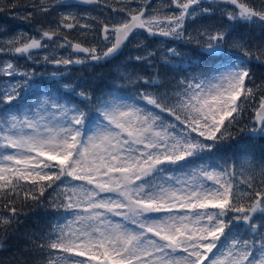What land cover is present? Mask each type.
Here are the masks:
<instances>
[{
  "label": "snow or ice",
  "instance_id": "obj_1",
  "mask_svg": "<svg viewBox=\"0 0 264 264\" xmlns=\"http://www.w3.org/2000/svg\"><path fill=\"white\" fill-rule=\"evenodd\" d=\"M78 4L103 6L110 14L61 13L55 27L41 23L38 36H13L0 52L32 60L34 51L50 46L46 41L62 36L58 47L70 46L71 55L46 54L44 63L98 65L147 33L161 38V47L144 45L145 54L129 63L152 67L159 53L179 79L162 83L158 74L125 65L118 83L99 93L62 84L59 71L41 74L52 83L37 88L34 70L5 62L0 76L22 79L0 88V228L18 222V200L32 201L55 217L27 234L28 250L40 257L34 264H264V159L245 157L238 166L215 158L236 133L264 139V81L255 84L250 67L253 60L264 63V44H251L232 26L264 28V0ZM76 6L32 0L27 7L34 11L21 19ZM217 13L219 23L189 31V23ZM93 22L99 31L88 46L62 33H93ZM173 42L194 44L198 56L167 47ZM30 95L36 99L29 101ZM249 108L251 119L240 126Z\"/></svg>",
  "mask_w": 264,
  "mask_h": 264
},
{
  "label": "trees",
  "instance_id": "obj_2",
  "mask_svg": "<svg viewBox=\"0 0 264 264\" xmlns=\"http://www.w3.org/2000/svg\"><path fill=\"white\" fill-rule=\"evenodd\" d=\"M158 1L159 0H151L152 6L154 7ZM31 2L32 0H0V9H2L0 10V35L26 33L33 36L34 34H38L36 29L41 23L45 28H48L49 26L55 27L60 14L65 13L64 11L67 9L58 8L56 11L50 12L47 16L37 15L35 19L31 21L21 19V17L27 15L28 12L34 11L31 7H27ZM110 2H114V0H110ZM252 2L257 5L259 4V0H252ZM14 3L17 5L15 8L11 7ZM64 3L77 5L76 7H73V11L75 12L74 15L80 14L84 11L83 17H86L87 15V17L99 16L100 18H104L110 14V9H106L103 6L78 4V2L71 3V1ZM114 6L120 7L122 5L114 4ZM132 6L134 7L135 4ZM204 6H207V4ZM118 17L119 16H113L112 18L117 19ZM87 22L89 21H81V23ZM219 22V13H217L216 16H213L210 19L208 17L203 19L198 18L195 23H189L188 28L189 31H192L201 25L216 24ZM93 26L96 29L95 32H93L94 37L97 35L99 29L96 28L94 22ZM232 26L235 28L236 34L247 38L251 44H264V28L259 24L240 22L235 23ZM62 33L63 35H67L70 41H81L86 46L94 42L93 38L88 39L83 37L79 28L74 30H62ZM59 38L62 39V36ZM160 41L161 39L159 38H148L145 33L138 34L121 50L119 55L110 59L107 63H100L98 65L85 64L68 66L69 73L66 74L65 78L68 79L67 81L69 84L81 83L82 86L89 89H95L97 93H99L101 89H105L109 85L118 83V74L121 71L126 70L125 65H127V70L129 71L135 69L141 71L142 74L145 75L157 76L158 74L157 78L160 82L168 83L171 81L174 83L175 80L179 79V76L175 75L174 69L164 65L159 53H157L155 60L152 61V67H149L147 62L141 64L129 63L131 57L145 54L143 51L144 45H147L148 51H154L161 47ZM46 43H49V41H46ZM173 44H176L174 47H176L181 55L195 58L199 54V50L194 44L184 46L182 42H173L167 43V47ZM137 45L141 46V50H137ZM48 67L49 66L45 64V68ZM250 67L252 69L255 84H260L261 81H264V63L253 60ZM32 70L38 74L37 77L40 79L39 82L41 88L46 85H51V80L39 75L43 70L42 67H35L32 68ZM80 78L84 79V82H80ZM29 97H31V95ZM33 99L35 100L36 97L34 96ZM250 111L251 109L249 108L240 126H243V124H247L250 121ZM236 136L237 139L235 141H227L220 146L216 153V159L225 158L235 160L238 166L241 160L245 157L253 159L257 163L264 159V139L250 138L242 133H236ZM237 179H243V177L239 176V168ZM49 195H51V193H49ZM47 198V196L44 198L45 201H47ZM17 207L20 210V215L17 218L18 222L14 223L12 227L7 230L0 228V264H34V262L40 257L38 253L28 250L32 245L27 243V234L39 232L40 228L45 225L46 220L55 219V217L48 215L50 208L46 209L44 207H39L32 201L22 203L21 200H18ZM0 212H5V210L0 207ZM38 242L39 241H37V243Z\"/></svg>",
  "mask_w": 264,
  "mask_h": 264
},
{
  "label": "rangeland",
  "instance_id": "obj_3",
  "mask_svg": "<svg viewBox=\"0 0 264 264\" xmlns=\"http://www.w3.org/2000/svg\"><path fill=\"white\" fill-rule=\"evenodd\" d=\"M70 1H71V3L78 2V0H64V2H70ZM160 2H161V0H159L157 2V4L154 5V7L157 6ZM64 12L75 14V12L73 11V7L67 8ZM83 13H84V11L81 12L80 14H76V15H80L78 17H83ZM86 17H87V15H86ZM117 19H120V17H118ZM81 33H82V31H81ZM16 35H19V33ZM16 35H11V34L0 35V45L4 46L3 45L4 41H6L9 38L16 36ZM33 36H38V34H34ZM82 36L86 37L88 39H92L93 33L82 34ZM61 42H62L61 38H57L53 41H49L48 44L50 46L47 49L38 50V51L33 52V59L32 60H29L27 58V56H14L11 53L1 52L0 67H2L5 62L11 61L13 64H15L17 66L18 70H20V71H28V70H32V68H35V67H42L43 70L39 73V75L45 74V73L50 74L54 71H59L61 73H69V69L65 68L64 66H60L59 68H57L55 65L49 64V67L45 68L46 63H44L42 60V57L46 54L50 55L52 58H61V57L68 58L71 55V53L69 52V48H68L69 46H66L65 48H59L58 45ZM169 47H174V46H169ZM53 49H55V51H53ZM38 59L41 60V62L39 64H36L35 60H38ZM44 77L48 78L47 76H44ZM21 79L22 78L20 76H16V77L0 76V88L4 87L5 83L8 81L14 82L16 80H21ZM33 79L35 81L36 87L41 88V85L39 82L40 79H38L37 76L34 77ZM48 80H49V78H48ZM22 95H23V93H22ZM33 97L34 96L29 97L28 100L29 101L34 100ZM25 102L27 103V101H25Z\"/></svg>",
  "mask_w": 264,
  "mask_h": 264
},
{
  "label": "water",
  "instance_id": "obj_4",
  "mask_svg": "<svg viewBox=\"0 0 264 264\" xmlns=\"http://www.w3.org/2000/svg\"><path fill=\"white\" fill-rule=\"evenodd\" d=\"M73 42H75V41H73ZM71 49V48H70ZM72 51V50H71Z\"/></svg>",
  "mask_w": 264,
  "mask_h": 264
},
{
  "label": "flooded vegetation",
  "instance_id": "obj_5",
  "mask_svg": "<svg viewBox=\"0 0 264 264\" xmlns=\"http://www.w3.org/2000/svg\"><path fill=\"white\" fill-rule=\"evenodd\" d=\"M206 5V4H205Z\"/></svg>",
  "mask_w": 264,
  "mask_h": 264
}]
</instances>
